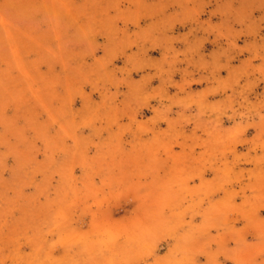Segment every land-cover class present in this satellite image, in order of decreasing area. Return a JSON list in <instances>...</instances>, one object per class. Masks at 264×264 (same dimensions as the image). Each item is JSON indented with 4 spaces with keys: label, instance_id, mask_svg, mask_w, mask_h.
Listing matches in <instances>:
<instances>
[{
    "label": "rangeland",
    "instance_id": "1",
    "mask_svg": "<svg viewBox=\"0 0 264 264\" xmlns=\"http://www.w3.org/2000/svg\"><path fill=\"white\" fill-rule=\"evenodd\" d=\"M0 264H264V0H0Z\"/></svg>",
    "mask_w": 264,
    "mask_h": 264
}]
</instances>
